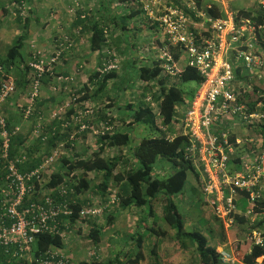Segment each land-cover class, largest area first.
<instances>
[{"label": "trees", "instance_id": "trees-1", "mask_svg": "<svg viewBox=\"0 0 264 264\" xmlns=\"http://www.w3.org/2000/svg\"><path fill=\"white\" fill-rule=\"evenodd\" d=\"M21 1L24 0H14L17 6L22 5L23 2ZM120 1L123 2L124 5L128 2H134V0ZM200 2L201 0H196L198 8L203 9L204 7ZM208 2L210 8L203 9L206 15L213 19H223L224 12L221 7L216 4L214 0H208ZM99 4L100 9L105 7L103 3H98V5ZM136 6H134L135 8L133 10H128V13L124 16L114 15V17L108 19L107 22L90 20L89 14L87 15L86 11L82 9L76 12L75 28L78 29L79 33L83 32V34H90L88 39V51L92 54H96L98 66L96 70L88 76L87 82L83 87L77 92V98L72 100L74 105L68 109L62 117L59 116V118L51 121L52 123L50 122L49 125L43 124L39 136H35L33 130L28 132L23 129L11 135L8 160L15 161L18 159V163H16L15 167L19 174H28L41 166L50 156L52 150L60 143H63L64 150H67L66 152L69 153L68 155H62L58 159V170L54 168L45 175V185L40 187L42 193L37 196L27 197L23 201L22 209L32 203L42 204L44 202V196H48L49 192L50 198L53 201H65L71 210V215L68 218L61 217L59 219L61 223L66 224L67 227H62L60 233L68 234L69 231L75 227L77 229L76 231L79 232L77 226H88L86 237L83 239L90 241L93 246H97L101 242L103 229H110L114 226L116 217L121 210L148 207V215L153 218L155 212L151 205L153 203H158L159 205L156 212L158 211L160 220L164 221L169 228L174 231V239L177 242L180 244L188 242L192 245L199 264H220L221 251L210 246L207 237L204 236L201 229L195 228L191 232L185 231L186 221L179 213L177 205L173 202L175 196L184 192L188 175L193 177L197 187H200L201 193V176L196 172V169L186 157L185 153L188 140L180 131L175 132L172 126L176 122V108L184 101L183 88L189 83H193L197 88L202 78L195 69L187 66H184L180 74L175 77L165 75L161 68V62L157 57L150 65H141L127 58L128 60H125V66L130 65V67H136L134 68L136 72L135 76L141 83L139 91L142 95L135 99L136 105L128 103L122 106L116 105L113 96L111 97L109 95V92L112 91L111 87L114 81L117 80L120 73L124 71V66L120 68L118 66L120 60H117L118 57L115 56L114 49L111 48V40L115 38V40L117 39L116 42L120 44L121 38L124 35H127L126 37L129 36L127 33V26L124 23L129 19H135L142 13L138 6ZM100 9L97 12L98 14L102 11ZM124 9H126V7ZM231 9L236 14V18L244 17L256 24L264 25L263 10L259 9L260 11H256L257 13H252L250 11H235L233 8ZM7 14L8 11L4 9V17H6ZM15 23L21 26V30L25 32L28 28L29 18H23V14L20 15L19 12H16ZM149 28L156 29V26L149 25ZM24 36L19 35L13 41L12 45L7 47L6 54L0 57V68L7 75L14 74L16 86V93L5 102L2 108V112L6 117V128L9 133H11L14 128L18 127L22 120L20 114L22 110H17L14 113L9 104L16 98L17 91L20 90L25 93L29 88L31 79V76H29L30 68L27 66V63H25V60L22 59L23 57L21 55L26 38H24ZM116 42H114V44ZM122 45H124L123 42ZM124 46L127 48H124L123 53H126L129 48L127 45ZM170 50L174 59L178 61L181 58V53L177 48H170ZM62 58L63 55L61 59ZM114 63L117 68L113 70L106 69L109 65ZM240 71V69L235 71L236 78L239 81L247 82L248 80H246V78L243 79V77L240 76ZM52 74L56 75L53 71ZM61 76L67 77L68 75L62 74ZM42 77L41 83L47 78L50 79L51 75L49 73ZM109 87L110 90L108 91ZM124 91L127 92L128 90L125 89ZM257 93L261 95L260 98ZM242 98L243 101H248L250 112L256 111L255 105L258 102H262L263 106L259 111L264 115V91H262L261 88L253 86L252 92L248 94L244 93ZM98 102H100V104H104L105 102L108 103L103 106L104 109L101 107L96 112V115H99L101 120L98 128L96 127V129H94L95 126L84 121V119L83 122L84 125H86V130L83 132H79L78 124L71 127V118H79V114L85 110H91L92 114L89 116H93L95 111L94 107H90V103H94L96 106ZM100 104L99 106H101ZM151 104H154L155 108L152 107ZM42 106L43 103L39 99L36 100L34 112L30 117V121L34 122V120L38 118L39 114L37 113ZM96 107H98V105ZM110 109L121 119L120 122L117 121L118 124H116L117 122L113 118H109L112 117L108 115L109 111L107 110ZM120 116L127 117L126 123L122 121V117ZM138 125L155 129L159 134L156 137L140 139L134 147L129 148V155H127L123 153V149L129 147L131 133ZM107 128L110 130L107 131ZM93 130H96L98 134L94 135ZM91 134L95 137V140L91 144H88L85 141ZM28 135H32L35 139L29 142L27 146L29 140ZM172 135H175V137L171 138ZM71 136H73L72 140H70ZM239 136L241 137V135H234L233 138ZM80 138L86 143V146L88 145L91 152H87V148L83 149L81 153L74 151L75 143ZM246 138L255 139L254 145L261 141L262 146L257 152H264V122L262 124L250 125ZM242 139H245V137H242ZM251 145L252 144L244 143L242 146L237 147L234 154L230 156V163H238L241 159L249 155V152L252 150L256 151V146L252 147ZM112 152H114V154ZM23 157L24 160H21ZM158 159L168 162L172 167V173L162 179L154 177V165ZM6 162L7 160L0 163V179L5 176L2 167L5 166ZM88 175H94V179L98 178V181L93 180L88 177ZM1 187L2 182H0V213L3 211ZM60 187H65L68 190L67 196L63 199H60L59 195L56 193L57 189ZM37 190H39V187L36 185L35 191ZM70 191L72 193H70ZM112 194L115 195L116 203L107 206ZM245 199L246 195L240 198L239 201H243L244 205H247ZM96 200L104 207L101 216L97 219L80 220L79 213L81 210L85 207L92 206ZM246 205L244 206L245 208ZM245 208H243L240 213L244 214ZM254 213L256 215V221L253 225H250L249 219L245 218L243 215L236 217L235 226L241 227L244 225V233L246 235V239H244L242 243H239L238 247L236 246L237 250L238 248H244V251L238 256L241 264H264L263 250L253 246L247 239V235L252 231L260 230L264 232V193L261 199L256 202ZM101 221L103 222V227L99 224ZM153 224L155 223L153 222ZM220 230H224L222 225ZM145 231L157 237L162 233L153 227H146ZM139 232L140 231L136 227L133 234L128 237V240L133 241L137 249L134 254L132 251H126L121 254V256L116 255L113 256V258L110 257L103 261L97 259V257H93L90 262L80 261L77 263H72L65 259L62 264H139L144 260L142 252L143 235ZM239 233L240 230H231L228 235L231 240L230 242H238L237 239L239 237L241 238ZM64 242V239L59 234H39L34 237L31 247V261L14 259L11 252L6 254L1 248L0 259L3 264H42L41 262L48 259L51 252H60L63 250L65 248ZM155 247L156 245H153L151 248V255H155ZM260 258L263 259L258 263ZM59 259V257L55 258L53 262L55 263ZM235 259L237 260V255Z\"/></svg>", "mask_w": 264, "mask_h": 264}, {"label": "built area", "instance_id": "built-area-1", "mask_svg": "<svg viewBox=\"0 0 264 264\" xmlns=\"http://www.w3.org/2000/svg\"><path fill=\"white\" fill-rule=\"evenodd\" d=\"M232 1L234 0H214L224 12V18L213 19L203 10L209 9V4L199 9L196 0H134L146 20L151 25L154 24L163 37L162 47L156 49L163 74L170 77L180 74L182 69L179 67V60L182 58L185 66L195 69L202 78L184 113L179 131L188 140L186 157L201 176L203 204L211 210L225 231L232 229L236 224V217L241 215L253 225L256 221V202L264 193V152H257L262 142L254 145L255 139L246 138L250 125L264 122V115L259 111L263 103L258 102L255 105L257 110L250 112L248 101H243L242 96L244 93H251L253 89L235 76L237 69L253 72L249 76H257L255 71L263 67L264 25L256 24L248 18H236L231 9ZM257 3L258 8L264 11V0H258ZM56 48L47 60L41 55H34L28 64L31 79L26 105L22 110L24 120L30 119L34 104L40 98L42 76L50 73L54 78V93L57 86L70 84L73 80L70 75L65 77L52 74L59 65L63 52L72 48V43L62 39ZM170 48H177L181 53L178 61L174 59ZM115 63L106 69L117 68ZM0 78V163L7 160L2 167L5 176L0 179L3 200L0 248L6 254L11 252L14 259L31 261V247L36 235L59 234L64 241L67 238V234L60 233L62 227L67 228L66 224L59 220L71 215L65 201H53L48 192L42 204L32 203L22 209L27 197L42 193L40 187L45 185V175L63 155L64 145L60 143L43 164L30 173L17 172L15 165L18 159L8 160V151L11 135L18 133L20 128L16 127L9 133L6 117L2 112L5 102L16 93V86L14 79L1 68ZM151 106L155 108L154 104ZM67 110L68 105L60 108L51 116V121L61 117ZM91 114V110H85L79 114V118L72 119L74 126L78 124L79 132L86 130L83 119ZM42 126L41 122L37 125L33 131L35 136H39ZM93 134L98 132L93 130ZM234 135L241 137L233 138ZM72 139L73 136L70 137ZM244 143L256 146V151L252 150L238 163H230V156ZM36 185L39 187L37 191ZM56 193L63 199L68 190L60 187ZM244 195L247 205L242 214L237 210V201ZM115 203L116 198L112 194L107 206ZM103 209L100 203H93L81 210L79 219H97ZM247 239L264 252L263 231H252ZM50 254L42 264H62L65 260L58 251ZM58 257L60 259L54 263L53 260ZM220 260L223 263H235L234 257L226 252L220 253Z\"/></svg>", "mask_w": 264, "mask_h": 264}, {"label": "rangeland", "instance_id": "rangeland-1", "mask_svg": "<svg viewBox=\"0 0 264 264\" xmlns=\"http://www.w3.org/2000/svg\"><path fill=\"white\" fill-rule=\"evenodd\" d=\"M9 0H0V2H5L6 8L8 9V14L6 17H4V14L2 15L3 19L0 20V57L4 56L7 51V47L12 45L13 41L19 36L22 35L25 38V41L29 37H32L30 42H37L42 39V33L45 32L46 26L52 24V29L50 32V28L48 27L47 31L50 32V36H53L54 38L58 39H66L67 42L72 43L71 50L64 51L63 58L60 59L61 62L59 65L55 68V74L58 76H61L64 73H68L73 80L70 83L71 91H69L66 96L62 99V102L60 106L58 105L56 109L52 108L53 112H58L59 107H63L65 105H68V109H70L74 102L73 99L77 98V92L83 87V85L87 82V78L90 74H92L97 66L98 63H95L92 65L90 57L87 55L88 51L86 48V33L83 34V32L79 33L78 29L72 28L73 24L76 23V12L79 11V9L86 11V1L87 0H42L41 3H39L37 6L40 8V13H37L35 11L34 15L32 16L31 10L29 9L28 12L25 7L21 6V10H23V14L31 19V21L28 24L27 31H22L21 26L15 23V16H13L14 12L12 9H9L13 5L8 4ZM36 2L35 0H24L23 3L28 4V2ZM91 2L92 6H90L91 10H94L96 5L98 3H103V6L105 4V1L107 0H88ZM113 7L118 6V4H121L120 0H112ZM77 4V7L74 5ZM200 4L203 6L202 2ZM136 6L134 2H128L125 7L126 9H134ZM247 6L245 1L238 0L237 2L232 4V7L235 10L241 9V7ZM23 7V8H22ZM137 7V6H136ZM96 11V10H95ZM94 11V12H95ZM34 12V11H33ZM92 13L89 12V19L92 21H106L110 18V14L107 13L102 9L100 14L98 13ZM102 17V18H100ZM109 17V18H108ZM98 18L100 20H98ZM138 18L141 20L144 18L143 13H141ZM1 19V16H0ZM29 19V20H30ZM146 27L150 25V22L146 20ZM126 26L128 25L130 27V21L127 20L124 23ZM76 25V24H75ZM72 26V27H71ZM132 31L130 32V34ZM136 37V39H140L141 36H139L136 33H133ZM141 35V34H140ZM127 36V35H126ZM124 35V38H126ZM144 36V35H143ZM142 36V37H143ZM132 37V36H131ZM134 37V36H133ZM141 37V38H142ZM159 38L160 40H163L162 35L158 32L157 29H149L146 34V39L143 44L136 43L137 47H141V53L146 54L150 53V56L152 58H148V60H142L139 61V64L141 65H150L153 60L157 57V51L154 49V46L152 44L153 38ZM55 39V40H56ZM42 44V42H41ZM57 46L54 47L53 51ZM88 47V46H87ZM112 49H114V54L117 58V60H120L119 62V68L124 66L123 73H120L118 76V79L114 81L113 86L111 87V92H109V95L112 97L113 100L116 102V105L122 106L124 104H135V99L139 98L142 93L139 91V88L141 87V83L136 79V67H130V65L125 66L127 59V52H124V45H122V40L120 44H112ZM158 49V48H157ZM52 51V52H53ZM75 51L72 54V52ZM26 54V53H25ZM25 54L23 55L25 58ZM52 54V53H51ZM263 54V53H262ZM44 55L42 56L43 59H48L50 56ZM263 56V55H262ZM31 57V56H30ZM29 57V59H30ZM124 59V60H123ZM28 60V59H27ZM27 60L25 62H27ZM263 60V67L259 70L257 76H248L246 77V74L243 73L242 77L243 79L246 78L248 80L247 82H244L247 84L251 89H253V86H258L261 88L262 91H264V56L262 57ZM28 64V63H27ZM122 71V70H121ZM119 72V71H118ZM14 79V74L9 75ZM260 76V79L258 78ZM130 88V89H129ZM127 89L128 91L125 92L124 90ZM70 90V89H69ZM110 90V87L108 88V91ZM184 101L178 107L176 108V115L175 119L176 122L173 124L172 128L175 132H179V128L181 126V122L184 116V113L193 97L196 91V86L193 83L187 84L184 88ZM124 91V92H123ZM71 92V93H70ZM70 93V94H69ZM258 96H261L257 93ZM17 98H23V103L25 101V95L16 97L14 102L16 103ZM107 102V101H106ZM100 104V102L97 103L98 107L94 105V103H90V107H94V115L93 116H87L84 121H87L93 126L98 128L100 126V118L99 115H96L97 111L104 105H107L108 103ZM99 104L101 106H99ZM8 107V106H6ZM109 111V110H107ZM110 112V111H109ZM121 113V112H120ZM120 115V114H119ZM42 116V115H41ZM52 112L48 111L45 115H43V119L46 120L44 122H49L51 120ZM122 117V121L126 123L127 117ZM117 121L120 122L121 119L116 115ZM118 124V122L116 123ZM158 131L155 129H151L150 127H144L141 125H138L134 128V130L131 133V141L128 148L123 149V153L129 155V148L134 147L135 144L138 143V141L142 138H151L158 136ZM79 135V134H78ZM81 138L75 143L74 151L77 153H81L83 149L87 148V152H91V149L88 148V145L86 146V143H81ZM95 140V137L91 134L86 138V141L88 144H91ZM114 154V152H112ZM59 164H57V161L53 165V168L55 170H58ZM52 169L50 171H52ZM172 167L171 165L162 160L158 159L156 161V164L154 165V177L158 179L165 178L169 176L172 173ZM47 175V174H46ZM88 177L92 178L95 181H98V178L94 179V175H88ZM202 196L200 193V187L196 185L194 182V179L191 175H188V179L186 181L185 190L182 194L175 196L173 198V202L177 205L178 211L183 217V219L186 221L185 224V231L191 232L195 228L201 229V232L204 233V236L207 237L210 246L215 247L218 249V247H222L224 244L228 245L227 241V234L232 231L239 230L240 228H245L244 225L240 226H234L232 229L227 230H220L221 225L219 222L215 219L214 215L212 214L211 210L203 205ZM94 204H99V201H95ZM238 207L237 210L239 212H242L244 206V202L237 201ZM158 203H153L151 206L154 210V217L148 215L149 208H139L135 209L136 211L133 212H127L119 220V224H115L112 228H104L103 233L101 236V242L97 246H93L90 241L84 240L83 238L86 237L88 226H77L79 229V232L76 231V227L73 228L69 233L67 234V238L64 242L65 248L64 251L61 253L63 254L64 258L66 260H69L72 263H77L80 261H87L90 262L92 260L91 253L94 252V249H97V253H101V261L106 260L108 258H113V256L123 254L126 251H132L134 254L137 249L135 247V244L133 241H129L128 237L132 235L134 230L137 229L140 231L139 233L143 236V255L144 260L141 261L139 264H199L197 260V256L193 250V247L190 243L184 242L183 244L177 242L174 239V231L169 228V226L162 220H160L157 207ZM245 210V209H244ZM153 222L155 224H153ZM100 226L103 227V222L101 221ZM117 225V226H116ZM155 228L156 230H159L162 232L159 237L152 235L150 232L145 231V228ZM241 239H244L246 237L245 233L242 232L240 229ZM123 237V238H122ZM228 242V243H227ZM237 242L235 241L232 243V245H235ZM153 245H156L155 247V255H151L150 251ZM118 252L116 253V251ZM120 252V253H119ZM112 253V254H111ZM230 252H227L229 254ZM91 255V257H90ZM230 255V254H229ZM221 262V261H220ZM0 264L2 263V260L0 259Z\"/></svg>", "mask_w": 264, "mask_h": 264}, {"label": "crops", "instance_id": "crops-1", "mask_svg": "<svg viewBox=\"0 0 264 264\" xmlns=\"http://www.w3.org/2000/svg\"><path fill=\"white\" fill-rule=\"evenodd\" d=\"M36 2H29V1H27L28 2V4L27 5H25L26 3H22V5L21 6H23V7H25V9H27V11L30 9H33L34 8V10H31V12H32V16L34 15V13H35V11L37 12V13H40L41 11H40V8L37 6L39 3H41L42 2V0H35ZM112 0H107V1H105V7H103V9H104V11H106L107 13H109L110 14V18L109 19H112L113 17H114V15H119V16H124L126 13H128V9H124L125 8V5L123 4V3H121V4H118V6H115V7H113V5H112V2H111ZM238 0H234V1H232V3H231V7H232V4L233 3H235V2H237ZM242 1H245L246 2V4H247V6H245V7H241V9H238V10H244V11H250V12H252V13H257L258 11H260L259 10V8H258V0H242ZM8 2V4H11V5H13V7L11 6L9 9H12V11L14 12L13 14V16H15V14H16V12H19L20 13V15H22L23 14V10H21L20 8H21V6H17V4L14 2V0H9V1H7ZM21 2H23V1H21ZM201 2H202V4H203V7H205L206 5H208L209 4V2H208V0H201ZM90 6L91 7H93L92 6V4H91V2L90 1H86V14L88 15V13L89 12H91L92 11V13L94 12V13H97L98 12V10L100 9V4L98 5H96V7H95V9L94 10H91L90 9ZM22 7V8H23ZM233 8V7H232ZM4 9H6L7 11H8V9L6 8V5H5V2H0V16H1V19L0 20H2L3 19V17H2V15L4 14ZM234 9V8H233ZM100 10H102V9H100ZM235 10V9H234ZM238 10H235V11H238ZM34 11V12H33ZM257 11V12H256ZM28 12H30V11H28ZM26 15H27V13H26ZM25 14H23V18H28L27 16H26ZM139 16V15H138ZM138 16L135 18V19H129V21H130V27L127 25V33L129 34V36L128 37H126V38H124V36L121 38V40H122V42H123V44L124 45H127L128 46V48H129V50H128V52H127V54H128V56H127V58H130V60L131 61H133V62H138L139 63V61H144V60H148V58H152L151 56H150V53H146V54H142L141 53V47H137L136 46V43H138V44H143V42H145V39H146V34H147V31L150 29L149 28V26H147L146 27V25L145 24H147L146 23V18L144 17V18H142L141 20L138 18ZM100 18H102V17H100ZM30 19V18H29ZM98 20H100L99 18H98ZM31 21V19L29 20V22ZM151 25V24H150ZM152 25H154V24H152ZM52 24H50V25H47L46 26V29H45V32L44 33H42V39H40V41H37V42H30L29 40H31L32 39V37H29L28 39H27V41H25L24 42V47H23V49H22V51H21V55H22V59H24L25 61L27 60V62H25V63H28L29 64V62L32 60V56H34V55H41V56H44V55H48V54H50L51 55V53H52V51H53V49H54V47L55 46H57V44L61 41V39H56V38H54L53 36H50V32H51V29H52ZM74 26H75V24H73V27L72 28H74ZM50 28V32H48L47 30V28ZM156 29H157V27H156ZM132 31V33L130 34V32ZM133 33H136V34H138L139 36H143L142 38L140 37V39H136V37H135V35L133 34ZM141 34V35H140ZM89 36H90V34L89 33H86V48H87V51H88V39H89ZM132 36V37H131ZM134 36V37H133ZM56 39V40H55ZM111 40V39H110ZM117 40V39H116ZM116 40H115V38L114 39H112L111 41L113 42H111V45L112 44H114V42H116ZM1 41V40H0ZM41 42H42V44H41ZM152 44H153V46H154V49H157V48H159L160 46L162 47V42H163V40H160L159 38H153L152 39ZM109 43H110V41H109ZM116 44H118L117 42H116ZM129 44V45H128ZM9 46H10V44H9ZM130 51V52H129ZM157 51V50H156ZM26 53V54H25ZM74 53V55H75V51H73L72 52V54ZM25 54V58H24V55ZM49 55V56H50ZM87 55L90 57V59H91V62H92V65L95 63V61H96V63H97V57H96V54H92V53H90L89 51H88V53H87ZM31 56V57H30ZM29 57H30V59H29ZM144 58V60H142ZM117 62V61H116ZM120 62V61H119ZM28 64H27V66H28ZM185 66V62H184V60L181 58L180 60H179V67L182 69L183 67ZM30 71V70H29ZM242 72L243 73H245L246 74V76H249L250 74H252V73H250V72H248V71H245L244 69L240 72L241 74H242ZM258 72H259V70H256L255 71V73L256 74H258ZM31 74V71L29 72V76H31L30 75ZM64 74H66V73H64ZM63 74V75H64ZM66 75H68V73L66 74ZM243 75V74H242ZM50 79H52V80H50ZM50 79H45L44 81H43V83H42V87H41V90H40V98H39V100L43 103V106L41 107V109H40V111L37 113V114H39L38 115V118L37 119H35L34 120V122H32V121H30L31 120V118L30 119H28V120H24L23 119V116H22V111L20 112V114H21V116H22V120H21V122L19 123V126H18V128H20V129H23V130H25V131H28V132H30V130L32 131H34L35 129H36V127H37V125L41 122L42 124H45V125H49L50 124V122H51V120L49 121V122H44V121H46V120H44L43 119V115H45L48 111H50V112H52V115L55 113V112H53L52 110V108H54V110L56 109V107L59 105L60 106V104H61V102H62V99L66 96V94L69 92V91H71V86H70V84H63V85H61V86H57V90H56V92L54 93L53 91H52V88H53V85H54V78L53 77H50ZM29 89V88H28ZM28 89L25 91V93H23L22 91H17V96L16 97H19V96H24V95H26L25 96V101H24V103H23V98H17L16 99V103L13 101V102H11L9 105L11 106V110H12V112H14L15 113V111H17V110H23V108L25 107V105H26V97H27V93H28ZM70 89V90H69ZM71 93V92H70ZM69 93V94H70ZM13 106V107H12ZM60 108H62V107H59L58 108V110L60 109ZM10 109V108H9ZM110 112H109V116L111 115L112 117H109V118H113L116 122H117V118H116V113L115 112H113V110L112 109H110L109 110ZM42 115V116H41ZM62 117V116H61ZM51 118V117H50ZM34 123V124H33ZM52 123V122H51ZM71 127H74V125H73V123H72V118H71ZM29 136V140H28V144H27V146L29 145V142H31V141H33L34 139H35V137H33L32 135H28ZM81 143H82V145H83V143H85V142H83L82 140H81ZM67 150H64V153H63V155H68L69 153H67L66 152ZM119 210V209H118ZM133 211H136L135 210V208H131V209H129V210H121L120 212H119V214L117 215V217H116V220H115V223H114V225L115 224H119V220H121V218H123V216L125 215V213H127V212H133ZM117 226V225H116ZM241 230H242V232H244V228H240ZM239 229V230H240ZM227 232V231H226ZM133 234V233H132ZM226 235H227V241L229 242H227L228 243V245L227 244H224L222 247H218V249L217 250H220L221 252H230L229 254L231 255V256H233L234 257V259H235V256L237 255V260L235 259V263H233V264H241L240 263V261H239V255L241 254V252H243L244 251V248H238V250H237V247H238V244L239 243H242L243 242V240L244 239H246V237L244 238V239H241L240 237L237 239V243L235 244V245H232V242H230L231 240H230V238H229V234H227L226 233ZM123 238V237H122ZM237 246V247H236ZM237 250V251H236ZM64 251V249L63 250H61L60 251V253H62ZM118 252V250L116 251V253ZM112 254V253H111ZM62 256H63V254H61ZM91 255H92V258L93 257H97V259H99V260H101V253L99 252V253H97V249L95 248L94 249V252L93 253H91ZM91 255H90V257H91ZM220 264H229V263H223V262H221Z\"/></svg>", "mask_w": 264, "mask_h": 264}]
</instances>
